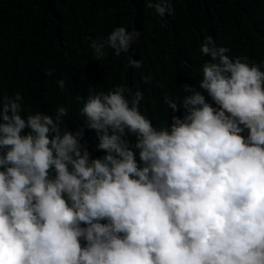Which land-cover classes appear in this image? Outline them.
Listing matches in <instances>:
<instances>
[{
    "label": "clouds",
    "instance_id": "clouds-1",
    "mask_svg": "<svg viewBox=\"0 0 264 264\" xmlns=\"http://www.w3.org/2000/svg\"><path fill=\"white\" fill-rule=\"evenodd\" d=\"M146 6L174 14L171 0ZM140 36L116 27L90 47L140 69L126 55ZM199 51V88L164 96L183 111L166 127L123 86L76 96L83 125L64 121V106L32 112L21 93L0 94V264H264V59L228 54L211 36ZM87 129L101 158L81 143Z\"/></svg>",
    "mask_w": 264,
    "mask_h": 264
},
{
    "label": "trees",
    "instance_id": "trees-1",
    "mask_svg": "<svg viewBox=\"0 0 264 264\" xmlns=\"http://www.w3.org/2000/svg\"><path fill=\"white\" fill-rule=\"evenodd\" d=\"M171 3L174 14L161 18L146 6L147 0H0V94L21 93L24 107L32 112L54 115L64 106V121L83 125V103H77L76 96L86 98L91 87L108 92L123 86L126 94L143 92L140 112L160 128L171 124L172 115L183 116L182 110L173 114L168 109L164 96L182 99L187 94L183 86L199 88L208 59L199 51L205 37L227 47L228 54L239 53L253 62L264 59V0ZM116 27L141 33L126 54L142 61L140 69L131 68L124 54L115 56L107 48L105 58L96 60L90 43ZM48 71L53 74L46 75ZM146 77L151 79L144 83ZM60 79L65 81L63 91L57 87ZM88 134L86 141L84 131L81 143L91 159L101 158L105 153L97 150L95 132ZM126 139L134 146L133 135ZM136 159L139 165L138 152Z\"/></svg>",
    "mask_w": 264,
    "mask_h": 264
}]
</instances>
